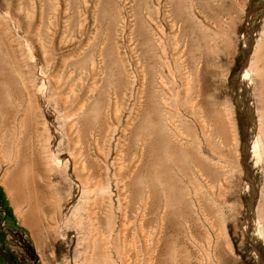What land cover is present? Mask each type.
I'll return each mask as SVG.
<instances>
[{"label": "rangeland", "instance_id": "rangeland-1", "mask_svg": "<svg viewBox=\"0 0 264 264\" xmlns=\"http://www.w3.org/2000/svg\"><path fill=\"white\" fill-rule=\"evenodd\" d=\"M263 3L0 0V264H264Z\"/></svg>", "mask_w": 264, "mask_h": 264}, {"label": "bare ground", "instance_id": "bare-ground-1", "mask_svg": "<svg viewBox=\"0 0 264 264\" xmlns=\"http://www.w3.org/2000/svg\"><path fill=\"white\" fill-rule=\"evenodd\" d=\"M264 8V3L262 4V5H260V6H257L256 8H254L252 11H249L248 12V16H251V14H255L258 10H262ZM249 33H248V30L246 29V31H245V34H244V36H246V35H248ZM243 72H242V74H246V72H247V69H246V65L243 67V70H242ZM244 76V75H243ZM249 79V78H248ZM257 141V140H256ZM247 145L249 146V149L251 150L252 148H255L256 146H257V144H256V146H255V143H254V141L252 140V141H249V144L247 143ZM256 148H258V147H256ZM254 154V153H253ZM260 155V154H259ZM246 178H247V180H248V182L250 183V175H249V173H247L246 174ZM251 220V219H250ZM250 220H248V221H250ZM254 216H253V211H252V221L250 222V224L248 225V233H249V235H251L253 232H254V226H255V224H254ZM257 226V225H256ZM245 229V228H244ZM256 229V228H255ZM255 251H256V255H257V257H258V259H260L261 258V253L259 252V250L257 249H254Z\"/></svg>", "mask_w": 264, "mask_h": 264}]
</instances>
